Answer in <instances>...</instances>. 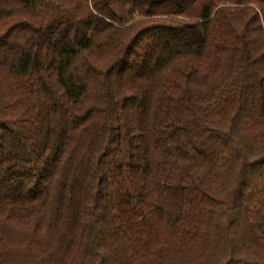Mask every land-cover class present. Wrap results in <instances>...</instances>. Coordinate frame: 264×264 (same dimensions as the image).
Wrapping results in <instances>:
<instances>
[{
	"label": "trees",
	"instance_id": "obj_1",
	"mask_svg": "<svg viewBox=\"0 0 264 264\" xmlns=\"http://www.w3.org/2000/svg\"><path fill=\"white\" fill-rule=\"evenodd\" d=\"M0 264H264V0H0Z\"/></svg>",
	"mask_w": 264,
	"mask_h": 264
}]
</instances>
